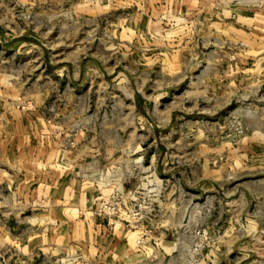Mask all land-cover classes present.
Instances as JSON below:
<instances>
[{"label":"rangeland","instance_id":"374dc122","mask_svg":"<svg viewBox=\"0 0 264 264\" xmlns=\"http://www.w3.org/2000/svg\"><path fill=\"white\" fill-rule=\"evenodd\" d=\"M0 264H264V0H0Z\"/></svg>","mask_w":264,"mask_h":264}]
</instances>
